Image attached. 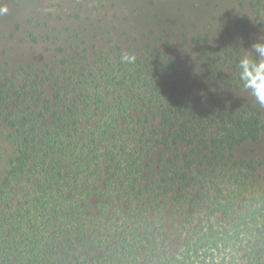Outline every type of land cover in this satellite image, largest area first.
Returning <instances> with one entry per match:
<instances>
[{
	"label": "trees",
	"instance_id": "obj_1",
	"mask_svg": "<svg viewBox=\"0 0 264 264\" xmlns=\"http://www.w3.org/2000/svg\"><path fill=\"white\" fill-rule=\"evenodd\" d=\"M247 7L264 15V0ZM248 18L197 39L196 76L158 46L129 65L115 45L0 86L15 146L0 179V264H264L263 160L233 153L264 117L228 93L241 88Z\"/></svg>",
	"mask_w": 264,
	"mask_h": 264
},
{
	"label": "rangeland",
	"instance_id": "obj_2",
	"mask_svg": "<svg viewBox=\"0 0 264 264\" xmlns=\"http://www.w3.org/2000/svg\"><path fill=\"white\" fill-rule=\"evenodd\" d=\"M247 4L248 0H0V8H7L0 13V86L13 91L10 85L18 88L33 75H44L43 69L62 71L67 66L62 61L80 59L83 50L108 56L115 45L133 53L158 46L181 70L196 76L197 39H216L246 13L249 33L242 41L243 54L264 36V15L252 14ZM208 92L206 97L215 88ZM228 93L237 101L255 103L241 88ZM10 109L0 114V179L15 149L5 121ZM162 151L151 148L145 163L155 166ZM233 153L236 158L263 160L258 172L264 175V129ZM178 220L168 216L165 225L173 230Z\"/></svg>",
	"mask_w": 264,
	"mask_h": 264
},
{
	"label": "clouds",
	"instance_id": "obj_3",
	"mask_svg": "<svg viewBox=\"0 0 264 264\" xmlns=\"http://www.w3.org/2000/svg\"><path fill=\"white\" fill-rule=\"evenodd\" d=\"M7 8H0V13ZM264 36L251 45L239 57L236 65V74L241 89L260 107L264 108ZM120 60L125 64H134L137 60L135 53L122 51Z\"/></svg>",
	"mask_w": 264,
	"mask_h": 264
}]
</instances>
